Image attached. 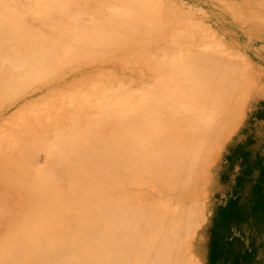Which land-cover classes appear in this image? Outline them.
Instances as JSON below:
<instances>
[{"label":"bare ground","instance_id":"6f19581e","mask_svg":"<svg viewBox=\"0 0 264 264\" xmlns=\"http://www.w3.org/2000/svg\"><path fill=\"white\" fill-rule=\"evenodd\" d=\"M147 1L0 0V264H194L258 75Z\"/></svg>","mask_w":264,"mask_h":264},{"label":"rangeland","instance_id":"374dc122","mask_svg":"<svg viewBox=\"0 0 264 264\" xmlns=\"http://www.w3.org/2000/svg\"><path fill=\"white\" fill-rule=\"evenodd\" d=\"M32 1L16 0V6L30 8ZM148 1L160 15L183 20L204 36L227 33L226 44L246 61L250 75H258L208 174L204 220L195 232L192 254L194 264H246L249 253L252 264H264V0Z\"/></svg>","mask_w":264,"mask_h":264},{"label":"trees","instance_id":"16d2710c","mask_svg":"<svg viewBox=\"0 0 264 264\" xmlns=\"http://www.w3.org/2000/svg\"><path fill=\"white\" fill-rule=\"evenodd\" d=\"M252 254L251 253H249L248 254V256H247V258H246V264H252L251 263V260H250V256H251ZM214 258V252H212L211 253V259H210V262H211V260Z\"/></svg>","mask_w":264,"mask_h":264}]
</instances>
